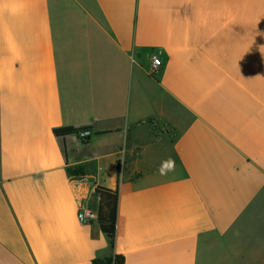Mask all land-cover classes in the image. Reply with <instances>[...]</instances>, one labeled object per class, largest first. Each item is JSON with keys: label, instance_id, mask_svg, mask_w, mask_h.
<instances>
[{"label": "crops", "instance_id": "obj_1", "mask_svg": "<svg viewBox=\"0 0 264 264\" xmlns=\"http://www.w3.org/2000/svg\"><path fill=\"white\" fill-rule=\"evenodd\" d=\"M113 254L264 264V0H0V264Z\"/></svg>", "mask_w": 264, "mask_h": 264}, {"label": "trees", "instance_id": "obj_2", "mask_svg": "<svg viewBox=\"0 0 264 264\" xmlns=\"http://www.w3.org/2000/svg\"><path fill=\"white\" fill-rule=\"evenodd\" d=\"M79 130L74 128L56 129L55 134L58 136L77 133ZM69 173L75 178H83L85 170L83 168H76L69 170ZM95 195L100 199L98 210V224L102 233L106 236L111 251H114L117 238V222L119 216V189H109L102 186H97ZM125 258L120 255H111L106 258H97L92 264H124Z\"/></svg>", "mask_w": 264, "mask_h": 264}, {"label": "built area", "instance_id": "obj_3", "mask_svg": "<svg viewBox=\"0 0 264 264\" xmlns=\"http://www.w3.org/2000/svg\"><path fill=\"white\" fill-rule=\"evenodd\" d=\"M163 59L161 52H156L152 55V65L151 70L152 74H156L163 67ZM92 136V132L90 130H81L78 132V137L86 142ZM79 220L83 224H90L98 221V214L87 207L81 208L79 212Z\"/></svg>", "mask_w": 264, "mask_h": 264}]
</instances>
